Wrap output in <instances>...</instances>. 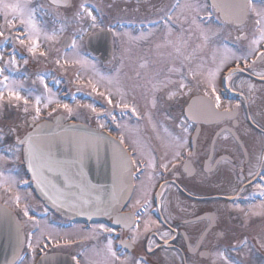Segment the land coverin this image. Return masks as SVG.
Here are the masks:
<instances>
[{
    "label": "flooded vegetation",
    "instance_id": "obj_1",
    "mask_svg": "<svg viewBox=\"0 0 264 264\" xmlns=\"http://www.w3.org/2000/svg\"><path fill=\"white\" fill-rule=\"evenodd\" d=\"M107 1L109 5L121 1L122 15L114 17L110 10L105 13L112 53L106 63L97 64L108 70L106 74L112 80H107L109 87L132 94L126 101L123 99L128 108L123 103L116 108H121L123 124L126 125V118L133 114L132 107L136 108L137 115L138 110L152 113L149 127L140 130L142 134L132 123L125 130L116 127L124 131L123 145L131 159L137 161L132 165L130 197L120 211L128 213L123 215L127 219L117 222L110 216L99 223L77 224L36 203L31 211L35 216L31 224L24 225L20 219L24 240L12 264H87L88 260L81 257L85 252H92L91 260L95 258L96 264H102V250L108 239L112 240L119 256L139 259L141 264H225L218 255L220 252L234 264H246L247 260L252 264H264V207H260L264 196H260L254 186L264 184V180L249 176V171H260L259 158L264 156V82L248 71L237 72L232 81H226L225 77L236 67L234 60L229 61L213 83L221 97V108L216 111L231 108L232 115L217 117L213 114L214 108L210 112L204 103L210 98L212 104L215 102L207 85L209 70L220 64L226 48L237 55L247 52L249 40L240 37L252 38L255 16L249 14L243 23L236 21L237 5L244 0H234L232 10L220 7V17L209 11L206 0ZM186 4L193 5V9L184 7ZM254 6L259 9L264 3L255 0ZM52 8L61 15L73 14L78 11V0H70L66 7L52 5ZM166 14L172 16L171 21L166 19ZM118 33L122 34L123 42L128 36L141 37L131 45L139 48L141 69L129 70L130 83L121 76L116 77V70L111 66ZM9 39L11 45L16 46L12 37ZM260 48L264 50V44ZM89 59L97 61L91 55ZM253 59L254 56L250 57L248 63ZM240 67H244L243 61ZM261 67L264 64L258 63L257 70ZM122 73L125 78L127 73ZM113 78H120L121 84ZM241 80L255 84V89L249 92L246 85L240 87ZM181 82L184 88H180ZM206 91L209 97L204 96ZM170 93H174L171 98ZM91 96L95 101L92 108H96V102H103ZM195 96L201 98L189 107V100ZM237 104L239 108H235ZM104 108L109 113L105 105ZM56 113L60 112L41 113L35 122L50 119ZM98 114L102 113L93 111L77 118L63 113L66 120L81 121L92 127H100ZM34 115L22 122L16 120L13 110L4 109L0 117V143L8 146L10 160L16 156L17 138L35 123ZM113 126L105 123L108 130H117ZM112 134L120 140L116 132ZM181 143L183 147L178 146ZM176 152L181 155L174 159ZM151 158L155 160L154 168L147 167ZM161 163H167V169L161 168ZM141 178L147 194L140 198L135 190L136 181ZM145 221L155 224L145 231ZM115 223L120 225L114 226ZM49 229L57 233L71 230L70 234L77 231L83 235V240L78 241L70 235H52ZM133 232L140 235L129 247ZM163 232L170 235L162 238ZM29 234L32 249L28 247ZM149 247L152 251H148Z\"/></svg>",
    "mask_w": 264,
    "mask_h": 264
},
{
    "label": "rangeland",
    "instance_id": "obj_2",
    "mask_svg": "<svg viewBox=\"0 0 264 264\" xmlns=\"http://www.w3.org/2000/svg\"><path fill=\"white\" fill-rule=\"evenodd\" d=\"M92 1L97 3L103 15V18L101 20H96L97 26L101 25V23L105 21V13L109 10L111 11L114 17H120L122 15L120 12L121 1L114 2L111 5H109V2L107 0ZM9 2H13V0H9ZM82 3L83 0H78V9ZM29 4L30 7L35 9L36 23L42 30L38 38L39 47L37 48L35 55H33L27 50L28 41L22 35L23 26L20 25L19 20H13L15 27L10 29L5 24V18L3 13L0 12V25H4V27L0 28V31L9 32L10 34L15 31L16 37L19 36L20 38L25 39V44L22 45L19 43V40L16 39V37L14 38L15 44L25 53V57L23 59L18 60L17 58H15V65L7 63L10 57H12L9 51H5L7 45H4L0 49V56L3 57V59L0 60V68L5 69L4 75L9 77L10 82H15V85L20 91L21 96L28 100L27 105H25L23 99H21L20 101L9 100L7 92H5L4 99L0 100V117H3L4 109H11L16 113L17 121L25 122L27 118L30 117V115L35 114L34 109L37 106L36 97L41 98V104L39 105L41 113H43L49 107L60 111L61 100L59 98L58 93H60L59 88L63 87L62 84H65V78L63 79L62 76H60V78L62 79L60 80L58 78V74H63L65 75V77L68 78L69 82H71L73 86H79L83 89L91 90L92 86L89 83L91 81L93 84H96V87L103 89V93L106 95V97L112 100V103L109 104L108 100L106 99L104 100V104L109 110H111V115L108 116L106 122L114 125L113 128L117 129L116 127H118L122 130H125L129 128L127 125L129 123H132V126H136L139 129L140 134H142L140 130L142 127L144 129L146 127H149L151 123L152 113L138 110V115L136 114V117H140V120H138V122H132L129 118H126V125L123 124L125 121L122 119V117L120 115H117L115 111L112 110H115L118 105H123V99L126 101V99L132 96V94L130 92L121 93L118 91H114L112 87H109V81L107 80L110 79V76L99 68L97 64L98 62L94 60L90 61L89 59L83 57L84 46L82 41L76 40L75 47H73L72 44L71 50L66 52H61L60 49L57 47L59 35H61L62 32H73L76 35V39H81V36L92 28L90 26L91 24H89L87 16L85 15L83 20H79L78 22V20L75 19L76 12H74L73 14L67 13L65 15H61L57 10L52 8V6L48 5L45 0H29ZM9 18L11 19V17ZM45 33H55L56 39H45ZM130 37L132 36H128V39L123 42L122 34H117L114 46V58L111 62L112 69L116 70V77L121 76L122 79H126L128 83L131 82L129 70H136L137 68V70L139 71V69H141V65L138 61L139 48L131 46L132 43L136 42V39L134 40ZM41 52L46 53V55L41 56ZM57 60H59V63L56 62ZM78 60H85L87 61V64L82 65L76 63V61ZM28 64H41L42 68L46 64L47 66L45 67L48 68L40 70L37 69V71H34V73L32 72L30 74L32 76L22 77V75L27 74V72L24 71V65L30 66ZM27 69L29 70L30 67H27ZM104 69L108 71L106 68ZM123 71L127 73V75H125V78H123ZM53 75L54 85H46L45 80ZM40 77L43 78V83H41V80L39 79ZM101 77H104V79H101ZM2 78L3 77H0V79ZM113 79H115L116 83L121 84L120 78H118L119 80L117 78ZM110 82H112L111 79ZM48 99L59 101V105L53 103L50 104L47 108H45L44 103H47ZM89 104V102H84L82 99H75L71 104H67L69 108L72 109L71 115H69V113L65 109L64 110L67 112V116L70 117H73L72 115L87 116V114H89L90 108L92 110V107H87ZM25 107L28 108L27 112L24 111ZM97 122L100 125L104 123L102 121V123H100V121ZM112 131L116 132L120 137L121 135H123L124 132L118 129H113ZM16 161L19 162V152H16ZM0 171L4 173L5 177H11L15 179V184L10 189L8 188V184L0 182V201L6 204L8 207L12 208L19 216L24 225L31 224L32 220L35 219V216L31 213V211L36 208L35 204L37 200L32 195L29 187L26 185L27 178L25 173L21 169H18L16 165L8 164L6 160L0 161ZM143 193H145L144 180L141 178L136 181L135 195L141 198L144 195ZM16 195H19L21 197L19 206H17V204L14 202V198ZM25 206L27 207L29 216L33 219H29L28 217H25L23 215V209L25 208ZM37 222L38 221L32 223V225ZM48 231L52 235H70L78 241L83 240V235L78 233L77 231H75L73 234H70L71 230L59 231L58 233L50 229ZM81 257L88 260L87 264H96V261H94L95 258L94 260H91L93 257L92 252H85L81 255ZM246 264H252L251 260H247Z\"/></svg>",
    "mask_w": 264,
    "mask_h": 264
},
{
    "label": "water",
    "instance_id": "obj_3",
    "mask_svg": "<svg viewBox=\"0 0 264 264\" xmlns=\"http://www.w3.org/2000/svg\"><path fill=\"white\" fill-rule=\"evenodd\" d=\"M211 3L217 10L219 0ZM97 35L88 36L86 46L102 57L108 46ZM29 134L35 147L48 158L44 181L33 179L25 155L24 164L35 194L48 207L73 220L87 221L105 217L126 202L131 167L121 156L127 157L126 153L106 133L81 123L63 122L56 116L36 124L24 137ZM21 241L18 220L0 205V264H8L18 255Z\"/></svg>",
    "mask_w": 264,
    "mask_h": 264
},
{
    "label": "snow or ice",
    "instance_id": "obj_4",
    "mask_svg": "<svg viewBox=\"0 0 264 264\" xmlns=\"http://www.w3.org/2000/svg\"><path fill=\"white\" fill-rule=\"evenodd\" d=\"M55 3L56 0H53ZM255 0H244V3L241 5H237L238 8V14L236 16V21L238 23H243L244 19L248 18L249 14H252L255 16V20L253 22V33H252V38L249 39L246 35H242L240 39H248V50L246 53L243 55H237L235 52H233L231 49H225V55L224 58L221 60L220 64L217 65L215 69L209 70L207 74V85L209 88H211V96L215 98L214 104L210 102L211 98L209 101H206L207 109L208 111H212V109L219 110L221 108V97L217 95L215 85L213 81L215 80V77L217 74L220 72L221 68L224 67L226 63L229 61L234 60L236 63V67L233 68L229 74L225 77L226 81H232V78L234 75H236L237 72H244L248 71L251 75H254L259 78L261 82H264V67H261L260 70H257V64H264V50H261L260 45L264 44V7L261 8H256L254 6ZM262 3H264V0H262ZM184 7L193 9V5L191 4H186ZM215 7V5H214ZM0 12L3 13L4 18H5V24L7 25L8 28H13L15 27L13 20H19V23L21 26H23V32L22 35L24 38L27 39L28 44H27V50L35 55L37 48L39 47L38 44V38L41 33L40 27L36 23V18H35V9L30 7L29 0H13V2H9V0H0ZM87 16L91 20V27L96 28L97 23H96V17L93 15L92 10H90L86 4H81L79 7V10L75 13V19L76 20H83L84 16ZM11 17V19L9 18ZM166 19L168 21L172 20V16L170 14H166ZM155 23V22H152ZM193 23H195V20H193ZM4 27V25H0V28ZM0 35H3V32L0 31ZM125 35H128L125 33ZM44 38L47 40H55L56 39V34H44ZM131 39H140L141 37H130ZM205 40H207V37H204ZM16 39L19 40L20 44H25V39L20 38L19 36L16 37ZM73 47H75V41H73ZM41 56L46 55V53L41 52ZM255 57V59L252 60L251 63H248V60L250 57ZM3 57L0 56V60H2ZM243 61L244 67L241 68L240 64ZM59 63V60L56 61ZM8 64L15 65L16 64V59L14 56L10 57V59L7 61ZM76 63L79 64H87V61L85 60H78ZM4 68H0V77H3L0 79V100L4 99L5 92H7V96L9 100H16L20 101L21 99L24 100L25 105L28 104V100L24 97L21 96L20 91L18 90L17 86L15 85V82H10L9 77L4 75ZM41 80V83H43V78H39ZM101 79H104V77H101ZM92 86L93 91H96V84H93L91 81L89 82ZM247 86L249 92H252L255 89V84L248 82V81H243L241 80L240 82V87ZM46 87V86H45ZM185 85L181 82L180 88H184ZM101 95H104V93H100ZM174 95V93L169 94V98ZM205 97H209V93L206 91L204 93ZM108 103L111 104L112 100L110 98H107ZM56 103L59 105V101L53 100V99H48L47 103H44V107L47 108L50 104ZM41 104V98L36 97V107L34 109L35 115L32 117L33 122L39 119L41 109L39 105ZM152 105L155 107L156 101L155 99L152 100ZM68 113L71 115L72 109L69 108L67 104L61 105ZM87 107H92L91 105H88ZM125 108H128V104H124ZM240 105L237 104L235 105V108H239ZM24 111L27 112L28 108L25 107ZM55 111V109H53ZM92 111H96L95 108H92ZM132 112L133 114H136V108L132 107ZM217 117H223L225 115L231 116L232 115V109L231 108H225L223 112L216 111L213 113ZM101 128L104 127L103 124L100 125ZM184 132H187V128L183 129ZM17 145L24 146V155L25 158L27 159L28 162V168L29 171L32 172L33 174V179L37 180L38 182H43L44 181V169L46 166V161L48 160L47 157L44 156V154L38 150L35 145L33 144V137L31 134L24 138H17ZM124 143V138L123 135L120 137V144ZM179 147H183L184 144L181 143L178 145ZM20 148L17 147L15 149V152H19ZM12 150H9V153H11ZM8 155V153H5L3 155H0V161L4 160L5 157ZM181 155L180 152H176L174 154V159L179 158ZM121 156L124 158V161L127 165H136L137 161L134 159H129L128 157H124L123 153H121ZM260 160V171L257 173H253L252 171H249V176H255L257 179L264 180V156H261L259 158ZM148 168H154L155 167V160L154 158H151L148 160L147 163ZM161 168L167 169L168 165L167 163H161L160 164ZM150 180L152 179V176L149 175L148 177ZM241 180L244 179L243 176L240 177ZM0 182L8 184V188L10 189L14 184H15V179L11 177H5L4 173L0 171ZM255 188L259 191L260 196H264V184H255ZM164 187V186H162ZM8 190V189H6ZM58 191V190H57ZM47 195V193H45ZM146 195L147 193H143ZM162 195V193H161ZM51 198V197H50ZM21 200V197L19 195H16L14 198V202L19 206V202ZM139 203V200L137 201ZM147 203V201H145ZM260 207H264V203ZM256 214V213H254ZM23 215L25 217H28L29 219H33L32 217L29 216V212L27 210V207L23 209ZM247 216V213H245ZM127 219V218H124ZM119 222V221H117ZM154 221H145V231L149 230L150 225H154ZM101 231L104 230L103 226L100 228ZM159 230V229H157ZM96 233V230H93V234ZM140 233L139 232H133V235L131 237L130 244L128 245L129 247L132 244H135ZM170 235L168 232H163L161 233L162 238H166ZM70 242V241H69ZM167 242V241H166ZM22 243V241H21ZM152 241L149 240V244H151ZM28 247L32 249V244H31V234H29V244ZM104 253V260L102 264H141V260L133 258V257H121L117 254L116 251L113 249V242L111 239L107 240V243L104 246V249L102 250ZM148 251H152L151 247H149ZM100 253L98 252L97 255ZM218 255L225 261V264H234L233 261H231L223 252L218 253ZM73 260H76V257H73Z\"/></svg>",
    "mask_w": 264,
    "mask_h": 264
}]
</instances>
